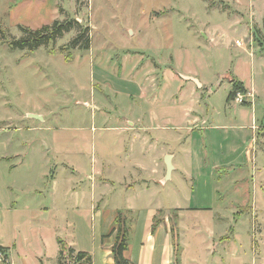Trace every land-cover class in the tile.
Masks as SVG:
<instances>
[{
  "label": "rangeland",
  "instance_id": "obj_1",
  "mask_svg": "<svg viewBox=\"0 0 264 264\" xmlns=\"http://www.w3.org/2000/svg\"><path fill=\"white\" fill-rule=\"evenodd\" d=\"M69 19L78 20L73 30L34 51L10 46L11 40L24 35L22 27L35 30ZM80 32H85L80 44L91 36L88 50L69 47ZM146 71L152 75L149 90L138 84ZM179 74L198 78L202 86L183 81ZM241 77L256 91L246 87ZM235 82L242 83L245 91L238 90L228 100ZM184 84L193 87L196 96V107L189 108V113L199 116V124L215 121L222 127L210 132V137L216 136L231 150L237 136L253 132L252 125L246 127L241 120L249 124L253 116L264 120V0H0V220L7 223L0 229L1 239L8 241L14 235L29 264H42L38 256H43L45 264H58L59 260L77 264L76 255L68 250L70 241L89 248L97 232L90 218L92 176L97 177L105 196L104 211L126 203L130 195L138 199L140 194L123 191L119 184L122 137L117 129L106 128V122L115 121L117 115L133 118L137 106L143 105L144 91L165 94L157 104L158 113L168 109L172 119L183 120V109L172 104V98H180ZM191 96L188 92L185 102L191 104ZM194 126L197 121L189 122V127ZM182 131L170 126L163 136L173 141ZM200 132L182 144L176 161L179 171L168 179L167 187L151 185L149 192L142 193V200L163 199L168 192L169 209L212 205L224 196L218 210L231 209L227 213L233 211L232 224H238V229L260 232V220L244 202L247 183L235 186L226 176L228 190L223 184L218 197L219 182L213 186L208 171L215 170L212 158L221 152L203 146ZM246 143L244 148L249 138ZM17 154L23 157L9 159ZM62 162L78 171L64 169ZM101 177H109L115 184L105 188ZM199 182L205 188L197 189ZM11 201L14 206L17 202L40 208L36 210L48 208L30 221L16 214L7 220L12 213L4 203ZM191 213L190 209L184 214L180 225L190 220ZM125 216L129 218V214ZM137 216L123 223L130 243L135 240ZM110 217L106 213L104 221ZM215 227L217 235L226 231L224 226ZM118 228L116 223L114 230ZM187 230L178 231L177 236L187 249H181V259L191 262L201 255L202 245L192 227ZM231 237L228 233L222 240ZM57 238L62 240L58 260ZM219 241L218 251L222 247ZM254 246H258L256 237ZM246 259L252 264V255Z\"/></svg>",
  "mask_w": 264,
  "mask_h": 264
},
{
  "label": "crops",
  "instance_id": "obj_2",
  "mask_svg": "<svg viewBox=\"0 0 264 264\" xmlns=\"http://www.w3.org/2000/svg\"><path fill=\"white\" fill-rule=\"evenodd\" d=\"M137 72L138 71L133 74L136 75ZM147 73H150V71H146L144 74L145 78L142 80L143 82L140 81L138 84L147 86L149 90L150 86H152V75ZM133 74L131 76L133 77L132 79L135 80ZM179 75L180 79L185 82L192 80L196 83V81L192 79L196 78L194 76ZM170 77L172 78L171 75ZM196 79L200 82L198 78ZM240 80L246 87L256 91L253 86L248 85L245 79L241 77ZM196 85L200 87L202 83H196ZM181 88L182 91L179 99H177L176 96L174 98L169 96L168 100L172 101V99H175L172 104L182 107L184 112L183 120L172 119V117L168 116V109L164 110L165 112L162 114L161 112L158 113L157 104L162 101L165 94L159 96L154 95L150 91H144L142 93L143 105L146 106H137L135 115L130 114L133 118L117 115L115 121L111 123L108 121L106 122V128L112 127L117 129L122 137L121 146H123L124 150L122 147L121 150L124 160L121 165L118 166V170L123 171V175L119 179V184L123 191H138L140 194L138 195V199L130 195L126 203H120L113 207L112 211H104V209H106L105 206H107L103 198L104 195L96 180L97 177L92 176L90 179L93 184L91 187L92 211L90 213V218L96 223L97 232L95 235L92 234L93 241L89 248H82L81 242L79 241L74 243L69 240L71 248L75 249L76 252L84 251L92 255V264H115L113 245L117 233L114 234V232L112 235L105 237V239H103L102 236H106L114 230V225L119 217L121 221H128L132 215H138L137 218L134 219V227L136 230H134L133 237L135 236V240L134 243H130V233H128V248L124 253L126 258L130 261V264H247L246 258L248 255H252V264H264V120H260L257 116H253L252 123L250 122L251 124L247 123L245 119L241 120L243 123L245 122L246 127L248 126L250 128L252 125L253 132L249 135L237 136L235 140L237 143H235L230 150L227 148L226 144L218 142L216 136L213 138L209 135L210 132L222 128L220 123L206 121L205 123L199 124V116L195 117L189 113V108L196 107V104H194L196 96L193 87L184 84ZM188 92H190V94L192 93L191 97L193 99V104L192 102L191 104L185 102V99H188ZM148 101L150 107H148ZM160 107L163 111L164 106L160 105ZM109 110L106 109V112L110 113L111 110ZM191 117L192 119H190ZM193 121H197V126L189 127V122ZM258 122L261 123L258 125ZM170 126L184 130L180 132L178 134L179 136L173 141H170V137L163 136V133L168 134L167 131L170 129ZM198 131H201L200 133L203 135V138L201 136L199 138L203 146H209L210 148L216 147L213 149L215 153L216 150L221 153L225 151L222 154L220 153L219 156L214 153L215 157L212 158V165L215 170L208 171V173H210L209 177L214 180L213 186L219 182L217 187L218 193L220 192L218 188H222L223 184H226L225 188L228 190L226 176L230 181H233L235 186L247 183L246 187H248V191L243 194L247 196V201L244 202H247L253 207L254 216H257L256 218L260 220V232H256V234H254V231L253 233L249 231L246 232L243 231L242 228L238 229V224H232L235 223L233 211L227 213V211L231 209L222 210L221 212L218 210L219 204L222 206L220 201L224 200V196L219 197L221 193H219V198H217L219 199V201H217L218 205L215 203L216 199L212 205L196 203V205L192 207H173L168 209V192L163 199L160 198L159 200L153 201L142 200V193L149 192L151 190V185L160 184L167 187V164L164 159L167 155H171L172 164L174 166L171 176L175 171L178 172L179 163L176 161L180 155V149H183L182 144H188L189 139L191 140ZM248 138L250 143L244 148L243 146L247 144ZM18 156L20 158L23 157L17 154L10 156L9 159L12 160ZM19 163L21 164L22 161ZM18 164L14 165L17 166ZM62 164L64 169L72 168V173L78 171V168L73 165L71 166L66 163V166L65 162H62ZM200 169L201 172H203V168ZM96 170L97 173L100 174V170ZM82 174L88 177L85 173ZM235 175L238 177L236 180L234 179ZM157 176H160L159 180H157ZM100 180L105 188L106 186L109 187L111 183L115 184L114 180H111L109 177H101ZM223 180L226 182L220 185ZM196 188L201 190L205 188V185L203 186L201 182H199ZM212 193L214 194V189ZM203 194H205V190ZM16 204L17 205L14 206L12 201L4 203L6 211L11 210L10 212L12 213L7 220H12V216L16 214L17 217L18 215H20V217L22 215L26 220L30 221L33 215L35 216L38 213H42L43 209L48 208V206H44L41 210H36L40 208H29L30 205H18L19 203L17 202ZM227 208L228 207H226V209ZM190 209L193 210V213L189 214L190 220H187V222L191 225L187 224V222L186 224L181 223L180 225V222L184 220V214ZM106 213L111 214L108 222L104 221ZM125 214H129V218L126 217ZM6 225L7 223H3V221L0 220V229L5 228ZM67 225L72 227L71 224ZM126 225L127 224H125V226ZM216 225L224 226L226 231L217 235L218 233L215 230ZM189 227H192V231L200 239L202 253H200L201 255L198 257L191 259V262H188L186 258V262H184V259H181L180 255L181 249L183 252L187 251V249L184 245L178 243L180 236H177V234L178 231L179 234L180 232H187ZM228 233H231L232 237L224 240V242L222 238ZM253 234L254 238L256 237L258 241L256 249V245L254 246V238H252ZM1 236L2 232L0 231V246L7 248V251L4 253L8 256L10 264H29L28 256L20 252L19 246L15 241L17 239L14 238L15 236L12 235L11 238L9 237L8 241L1 239L3 238ZM218 239L222 246L219 248V251L216 249V242ZM60 251L61 248L59 243L56 256L57 260ZM232 253L234 254L232 255ZM229 254L231 255L227 260ZM38 257L41 258L42 264H45L44 258H42L43 256ZM0 264H2V262H0Z\"/></svg>",
  "mask_w": 264,
  "mask_h": 264
},
{
  "label": "trees",
  "instance_id": "obj_3",
  "mask_svg": "<svg viewBox=\"0 0 264 264\" xmlns=\"http://www.w3.org/2000/svg\"><path fill=\"white\" fill-rule=\"evenodd\" d=\"M76 23H78L77 19H69L66 21L56 20L50 25H45L39 29H30L27 27H22L24 31V35L18 39H13L10 41V46L13 49H27L29 51H34L42 45L49 44L55 41L59 36H62L65 32H70L75 28ZM85 32H80L78 36H76L69 44V47L75 48L80 47L81 49L88 50L90 48L91 43V36L87 35L84 44H80L82 38L84 37ZM243 84L235 82L233 84V89L230 91L228 100L234 98L236 92L238 90L243 91ZM245 91V89H244ZM119 224V228L117 229V234L115 237V242L113 245V254L115 258V264H130L128 258L125 257L124 253L128 248V230L124 221H121L119 217L118 221L116 222ZM116 230H112L110 234L103 236L105 237L112 235ZM61 245L62 240H59ZM63 247V246H62ZM70 254H75V262L77 264H92V255L88 252L78 251L76 252L75 249L69 248L68 249ZM0 251L6 252L7 248L0 246ZM58 264H63L60 260Z\"/></svg>",
  "mask_w": 264,
  "mask_h": 264
},
{
  "label": "water",
  "instance_id": "obj_4",
  "mask_svg": "<svg viewBox=\"0 0 264 264\" xmlns=\"http://www.w3.org/2000/svg\"><path fill=\"white\" fill-rule=\"evenodd\" d=\"M192 79H194L198 84H200L199 81L196 78H192ZM35 116L40 117L39 115H35ZM165 161H166V164H167V177H168V179H170L171 173H172V171L174 169V166L172 164V156L171 155H167L166 158H165Z\"/></svg>",
  "mask_w": 264,
  "mask_h": 264
},
{
  "label": "built area",
  "instance_id": "obj_5",
  "mask_svg": "<svg viewBox=\"0 0 264 264\" xmlns=\"http://www.w3.org/2000/svg\"><path fill=\"white\" fill-rule=\"evenodd\" d=\"M239 96H240V94H239ZM236 99H237V97H236ZM240 99L242 101L243 97L240 96ZM0 262H2V264H10V260H9L8 256L2 251H0Z\"/></svg>",
  "mask_w": 264,
  "mask_h": 264
}]
</instances>
